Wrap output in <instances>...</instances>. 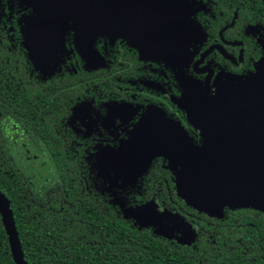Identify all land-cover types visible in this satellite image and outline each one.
<instances>
[{"label": "flooded vegetation", "instance_id": "af4514ba", "mask_svg": "<svg viewBox=\"0 0 264 264\" xmlns=\"http://www.w3.org/2000/svg\"><path fill=\"white\" fill-rule=\"evenodd\" d=\"M49 1L0 0V43L28 57L25 34L32 49L43 52L31 60L28 57L29 79L63 83L66 91L50 121L49 139L21 143L24 157L37 164L38 189H55L60 184L57 173L42 174L45 167L52 170L51 166L60 162L104 163L107 154L125 147L145 122L156 128L168 119L199 146L202 135L185 102L198 94L204 98L205 92L216 93L231 78L243 80L252 74L264 77V0H248L259 6L253 13L244 8L232 14L226 7H215L212 0H153V4L152 0H113L111 6H103L102 0H94L92 5L72 0L71 8L76 12L63 17L46 13ZM110 9L112 33L95 36L93 43L99 56L88 60L81 53L75 32H97L89 28L92 20L95 26H102L103 12ZM50 147L58 150L50 151ZM151 165L148 172L131 174L126 183L123 173L105 182L112 201L119 203L120 193L128 207L154 203L159 212L175 218L176 235L159 236L178 246L195 247L208 232L209 219L222 220L236 213L238 220L246 221H242L246 230L240 242L243 249H248L255 237L263 239L260 235L264 226L254 230L257 218L249 216L255 208L225 207L221 212L202 213L178 195V168L169 167L168 157L157 156ZM81 176L89 186L102 189L96 174ZM135 193L141 198L130 197ZM243 209L253 210L239 211ZM235 247L241 248L228 245L227 251ZM221 249L226 250L219 248L217 254L222 255ZM229 255L224 252V259ZM242 257L256 259L246 250ZM195 264L207 263L199 259Z\"/></svg>", "mask_w": 264, "mask_h": 264}, {"label": "trees", "instance_id": "16d2710c", "mask_svg": "<svg viewBox=\"0 0 264 264\" xmlns=\"http://www.w3.org/2000/svg\"><path fill=\"white\" fill-rule=\"evenodd\" d=\"M210 3L215 7H226L229 14L244 8L253 13L259 7L248 0H212ZM28 57L31 60L29 54ZM28 57L24 52L8 50L5 43H0V191L12 202L21 245L29 264H195L199 259L207 264H239V261L264 264V233L260 235L262 240L255 237L256 241L243 249L240 242L243 243L246 235L244 219L238 220L236 213H230V217L222 220L209 219L208 232L195 247L178 246L149 227L135 225L133 220L124 217L122 205L112 201L106 179L99 173V163L53 164L50 173L59 175V186L38 189L35 185L37 164L24 157L21 143L49 139L50 121L66 91L63 83L30 80L29 72H26L30 68ZM18 135L21 138H17ZM51 147L50 151L58 150ZM42 174L46 173L43 171ZM81 174H96L102 189L96 190L81 181ZM88 181L91 183L90 179ZM130 197L141 198L138 193ZM117 198L124 202L120 193ZM246 210L253 209L239 211ZM254 212L259 216L255 213L249 216L257 218L258 226L254 230L258 231L264 226V214L259 209ZM228 245L241 248L227 251ZM223 247L226 250H220L222 255L217 254V249ZM243 250L256 259L243 258ZM224 252L230 254L225 259ZM214 253L216 255H211ZM0 264H15L1 213Z\"/></svg>", "mask_w": 264, "mask_h": 264}, {"label": "water", "instance_id": "95a60500", "mask_svg": "<svg viewBox=\"0 0 264 264\" xmlns=\"http://www.w3.org/2000/svg\"><path fill=\"white\" fill-rule=\"evenodd\" d=\"M85 2L94 4V0ZM153 2L152 0L151 3ZM112 3L113 0H102L103 6H111ZM72 5V0H50L46 13L63 17L76 12L71 8ZM103 13L106 15L101 20L102 26H95L93 19L92 26L89 27L97 32H75L81 53L88 60L99 56L94 48L95 36L111 34L109 31L114 28L109 16L112 10ZM62 28L60 25V29ZM24 40L30 58L43 55L42 51L32 49V44L25 34ZM262 81L264 77L257 74L243 80L231 78L223 82L216 93L210 95L205 92L204 98L198 94L197 98L185 102L189 115L195 119L194 123L202 135L201 145L192 143L182 127L168 119L156 128L145 122L140 126L141 131L136 132L125 147L107 154L104 163L98 164L99 173L106 180L123 173V182L126 183L130 181L128 177H131V174L146 172L155 157L164 155L169 158V167L172 170L178 168V195L192 207L209 213L221 212L226 206L252 207L264 212ZM172 135L176 137L170 138ZM171 141H175L174 144ZM119 203L122 205L124 217L133 220L135 225L140 228L153 227L155 234L171 237V234L165 233L162 228L167 227L164 224L166 219H173L168 213L159 212L154 203L127 208L123 201ZM0 213L14 262L29 264L21 245L12 202L1 191Z\"/></svg>", "mask_w": 264, "mask_h": 264}, {"label": "rangeland", "instance_id": "374dc122", "mask_svg": "<svg viewBox=\"0 0 264 264\" xmlns=\"http://www.w3.org/2000/svg\"><path fill=\"white\" fill-rule=\"evenodd\" d=\"M44 173H50V171H51V169L49 168V167H45L44 168ZM37 177H38V175H36ZM176 219L174 218L171 222H170V224L168 225V223L167 222H165L164 221V224L165 225H167V227H165V228H162L163 229V231L165 232V233H169V234H172L173 236L174 235H176V233H177V231H176V228H177V225H176V223L178 224V222H176ZM176 231V232H175Z\"/></svg>", "mask_w": 264, "mask_h": 264}]
</instances>
